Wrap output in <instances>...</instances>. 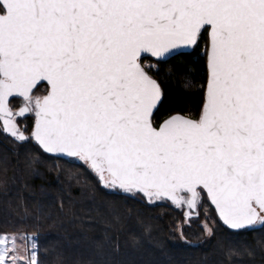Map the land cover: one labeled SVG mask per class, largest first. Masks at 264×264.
Instances as JSON below:
<instances>
[{"label": "snow or ice", "instance_id": "obj_1", "mask_svg": "<svg viewBox=\"0 0 264 264\" xmlns=\"http://www.w3.org/2000/svg\"><path fill=\"white\" fill-rule=\"evenodd\" d=\"M202 42L199 113L157 122L161 65ZM0 133L185 223L207 200L232 230L264 228V0H0ZM38 240L0 232V264H42Z\"/></svg>", "mask_w": 264, "mask_h": 264}, {"label": "trees", "instance_id": "obj_2", "mask_svg": "<svg viewBox=\"0 0 264 264\" xmlns=\"http://www.w3.org/2000/svg\"><path fill=\"white\" fill-rule=\"evenodd\" d=\"M160 75L164 97L157 122L176 112L198 114L206 81L203 42L191 55L161 65ZM30 153L40 157L38 163ZM203 207L214 235L181 239L182 209L115 194L75 158L46 155L0 133V232L37 233L42 264H264V228L229 230L207 200ZM202 216L200 210L193 221L198 228Z\"/></svg>", "mask_w": 264, "mask_h": 264}, {"label": "rangeland", "instance_id": "obj_3", "mask_svg": "<svg viewBox=\"0 0 264 264\" xmlns=\"http://www.w3.org/2000/svg\"><path fill=\"white\" fill-rule=\"evenodd\" d=\"M38 91H41L43 92V90L41 88L38 89ZM16 105V104H15ZM32 118V117H31ZM209 204V203H208ZM203 208V209H202ZM213 209V208H212ZM200 210L203 211V216L201 217V221L199 222L200 223V226L202 227L203 223L207 220L209 224H212L213 223V219L210 217L208 211H207V208L206 207H201L198 209L199 213H200ZM214 211V210H213ZM205 212H207V216H205ZM215 214V213H214ZM195 215V213H194ZM216 216V215H215ZM185 217V216H184ZM210 218V219H209ZM217 218V217H216ZM195 219V218H194ZM194 219H192L191 221H189L188 223H186V226L185 228L183 229V233L184 235L189 238V240H198L200 239V237L207 235L206 233H204V229L203 227L200 229L198 228L197 225H195V223L193 222ZM218 220V219H217Z\"/></svg>", "mask_w": 264, "mask_h": 264}, {"label": "water", "instance_id": "obj_4", "mask_svg": "<svg viewBox=\"0 0 264 264\" xmlns=\"http://www.w3.org/2000/svg\"><path fill=\"white\" fill-rule=\"evenodd\" d=\"M205 60H206V63H207V58H206V56H205ZM207 78V77H206ZM205 83H206V81H205ZM42 84H44L46 87H47V85H46V83H42ZM203 100H204V90H203ZM202 104H203V101H202ZM202 104H201V106H202ZM176 113H178V112H176ZM172 114H175V113H172ZM172 114H170V115H172ZM170 115H168V116H170ZM168 116H166L165 118H163L160 122H162L164 119H166ZM45 154V153H44ZM46 155H50V156H53V157H58V156H55V155H53V154H46ZM60 158H69V157H67V156H63V157H60ZM208 202V201H207ZM209 203V205L213 208V210H214V213H215V215H216V217H217V219H218V221L224 226V227H226V228H228L226 225H224L223 224V222L220 220V218H219V216H218V214H217V212H216V210H215V207H214V205H212L210 202H208ZM183 214H184V211H183ZM194 215V214H193ZM185 216V215H184ZM229 230H232V229H230V228H228Z\"/></svg>", "mask_w": 264, "mask_h": 264}, {"label": "flooded vegetation", "instance_id": "obj_5", "mask_svg": "<svg viewBox=\"0 0 264 264\" xmlns=\"http://www.w3.org/2000/svg\"><path fill=\"white\" fill-rule=\"evenodd\" d=\"M42 92L41 91H38L37 90V93L36 94H41ZM16 101V105L18 106L20 103H21V101L19 100V99H17V100H15ZM21 123H24V121L22 120L21 121ZM166 202H168V203H170L172 206H174L172 203H171V201H167V200H165ZM160 202V201H159ZM184 210H182V212H183Z\"/></svg>", "mask_w": 264, "mask_h": 264}]
</instances>
